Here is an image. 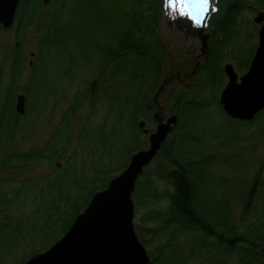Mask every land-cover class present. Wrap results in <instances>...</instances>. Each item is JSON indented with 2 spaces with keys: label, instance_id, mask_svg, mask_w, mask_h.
Here are the masks:
<instances>
[{
  "label": "rangeland",
  "instance_id": "obj_1",
  "mask_svg": "<svg viewBox=\"0 0 264 264\" xmlns=\"http://www.w3.org/2000/svg\"><path fill=\"white\" fill-rule=\"evenodd\" d=\"M93 1L103 13L115 17L133 4V0ZM219 1L218 4H220ZM77 3L78 0H49L46 5H43L40 0V7L37 9L43 24L58 21L56 24L63 26L75 9L79 8ZM35 7L37 4L34 0L30 3L28 1V7L24 12L21 10L18 12L10 28L0 27V65L2 67L0 105L6 100H11L14 104L15 95L24 92V88L28 86L25 113L17 116L15 127L7 128L0 124V153H2L0 156L15 151L39 150L42 152V148L47 146L50 157L35 158L31 161L34 164L33 167L25 170H13L11 167L0 170V191L8 190L9 193L12 185L17 182L29 185L33 189L29 193L31 190L23 188L16 197L13 196L12 191L10 193L12 203L8 206V212L23 219V224L19 227V231L22 230L23 233L13 234L15 241L18 242H12V244H8V240L12 239L11 235L7 237L4 233L0 234V264H21L25 256L28 257L32 252L46 247L40 239L43 233L41 226L46 209L50 207L53 197L57 196V189L59 186L63 188L60 185V179L63 178L66 184L64 178L68 177L69 173L75 172V166V169L79 171L82 167L86 173L89 172L102 151L99 142L94 141L93 147L91 144V147L88 145L87 132H85L100 123L106 101L101 92H96L98 83L95 80L100 63L99 51L97 47L92 46L94 44L82 37L77 43L71 42V46L69 43L67 50L65 47L60 49L55 46L47 49L40 46L38 41L40 42L43 30L40 29L37 21H34ZM260 10L264 11V7L256 0H246L240 11L234 13L226 37L220 32V38L224 40L220 50L217 49L218 53L215 57V61L219 62L212 67L215 77L207 81L204 89L201 90L200 86L196 89L198 98L204 102V106L200 108V112L195 113V129L203 132L201 131L200 145L198 144L199 146L194 150L204 154L212 151L216 163L210 166V170L223 177L224 185L219 183L213 185L214 191L211 197H219L223 190H228L227 198L234 220L241 207L238 191L241 190L240 193H243L249 185L250 176L258 167L264 153V123L261 118L255 119L248 125H236V122H233L235 123L233 127L235 125L237 127V134L230 136L224 131L229 127L230 122L218 103V93L226 77L224 74L223 77L219 75L222 74V66L226 62H231L239 74L246 70L258 42L259 24L253 21V17ZM171 14H173L172 11L167 14L168 16L166 15L165 20L171 18ZM76 24L79 25V22ZM111 30L116 32L118 26H113ZM207 30L210 34L208 43L217 35L219 36V32L214 34L212 27L209 26ZM88 36L92 37V32ZM93 36L98 43L102 41L98 34ZM157 36L158 44L163 45L161 49L164 52L162 78L170 72H175V66H181L182 71L186 72H190L194 67L198 69L201 67L200 42L197 38L185 37L183 32L167 26L159 27ZM17 51L24 59L15 65L13 57ZM31 52L37 53V56H32ZM70 57H73V63ZM30 61L31 64H29ZM238 61L247 62L246 67L238 68L235 64ZM14 66L16 68L12 69ZM16 72H21L19 77H16ZM32 75L35 81H39L40 86L31 81ZM181 83L188 84V79L184 78ZM175 86L176 83L172 80L160 95L161 114L164 118L172 112L169 93L175 90ZM180 86L177 85L176 88ZM82 92H86V97H81V102L77 104L76 109L71 110L72 101L80 98ZM65 116L70 117V126L64 119ZM154 125L155 123L153 127ZM56 133L58 136H55ZM60 136H63V139ZM139 139L143 142L146 136H139ZM172 140L173 136L166 139V147L169 148L168 144L171 145L169 142ZM190 145L192 144L187 145L189 149ZM161 155L156 156L146 167L148 175L139 176L140 183L137 186L136 199H134L136 202L134 223L140 239L149 240L146 243V249L150 259L160 255L158 251L165 238L158 239L155 238V233H149L148 230L153 223L143 222L141 217L149 208L163 207L167 201L161 193L164 189H172L168 180L153 175L154 172H159V169L162 171L171 166L170 160L165 158V153ZM26 195L28 196L25 197ZM57 223L56 220L54 228H57ZM51 229H47V233ZM47 233L43 234L47 235ZM191 239L189 234L177 235L173 245H179L186 253H189ZM163 251H166V248ZM193 254V259L189 258L186 264H234L237 260L235 254L229 256L210 254L212 256L209 258L201 257L199 250H195ZM163 257L161 255L156 263L162 264Z\"/></svg>",
  "mask_w": 264,
  "mask_h": 264
},
{
  "label": "trees",
  "instance_id": "obj_2",
  "mask_svg": "<svg viewBox=\"0 0 264 264\" xmlns=\"http://www.w3.org/2000/svg\"><path fill=\"white\" fill-rule=\"evenodd\" d=\"M28 1L30 3L32 0H22V9L28 7ZM220 1L222 9L213 16L211 24L216 31H223L224 34L225 28L231 24L233 12L240 10L246 0ZM256 1L264 7V0ZM77 4L79 8L75 9L65 25H57L58 21L43 24V44L47 49L58 46L67 50L69 43L71 46V42L77 43L82 37L94 44L93 47H97L100 63L96 75V92H101L106 101L104 100L100 123L85 132L88 145L93 147L94 141L99 142L102 151L89 172L86 173L82 167L79 171L75 166L74 173L64 176L66 184H60L63 188L59 186L57 196L53 197L45 212L41 226L43 233L46 234L47 229H52L47 235H40L44 245L52 241L56 234L65 231L75 215L84 208L92 193L105 187L112 174L123 168L130 154L141 148L136 118L141 113L151 121L150 110H146V107L150 95L160 81L163 52L156 36L160 0H133L132 6L116 17L103 13L93 0H78ZM78 22L79 25L76 24ZM113 26H118L116 32L111 30ZM90 32L92 37L88 36ZM93 34H98L102 41L98 43ZM219 45H211L213 54L217 52ZM19 54L17 51L15 60L18 64ZM69 59L73 63V57ZM208 65L209 59L206 58L203 69L196 78V86L202 87L207 80L214 79ZM34 78L32 75L31 81L40 86L39 81ZM25 90L28 91V86ZM170 95L180 114V122L176 126L171 148L168 150L162 146L160 152L166 154L171 166L154 175L168 180L172 189L162 191L161 196L167 201L163 207L149 208L141 217L143 222L153 223L149 233H155V238L158 239L165 238L158 251L160 255L154 257L151 264L159 261L161 255L164 256L162 264H186L189 258L193 259L195 250H199V255L203 258H209L212 256L210 254H235L237 260L234 264H264V153L258 167L250 176L249 185L243 193L238 191L241 207L234 220L227 198L228 191L223 190L219 197H211L214 191L212 186L224 181L221 175L210 170V166L216 163L212 151L204 154L187 147L190 143L200 145L202 134L192 130L195 110L200 102H196L194 94L193 97L188 95L185 87L171 92ZM80 97H86V93H82ZM80 102L81 98L73 102L71 110H75ZM256 118H261L264 123V110ZM16 119L17 114L11 101L6 100L0 105V124L14 128ZM64 119H67L70 126V117L65 116ZM249 123L251 122H244L247 125ZM227 131H230L227 132L230 136L237 134L236 127ZM47 150L48 147L45 146L42 152L15 151L6 157L0 156V170L13 167L11 162L15 161V168H32L34 164L31 161L35 158L50 157V151ZM142 174L148 173L144 171ZM18 188L16 187L15 195L21 192ZM29 189L28 186L27 190ZM8 196L7 191L0 192V234L4 233L6 236L18 232L23 224L21 217L8 212L7 207L11 201ZM56 220L58 226L54 228ZM19 232L23 233L22 230ZM187 234L192 238L189 253L179 245H173L177 235ZM148 242L149 240H144L145 244ZM165 248L166 251H163Z\"/></svg>",
  "mask_w": 264,
  "mask_h": 264
},
{
  "label": "water",
  "instance_id": "obj_3",
  "mask_svg": "<svg viewBox=\"0 0 264 264\" xmlns=\"http://www.w3.org/2000/svg\"><path fill=\"white\" fill-rule=\"evenodd\" d=\"M17 4L18 0H0V24L11 25ZM263 17L260 12L254 20L259 22ZM224 69L228 82L219 100L224 111L235 118L251 119L264 107V26L260 27L259 44L250 68L240 80L237 81L231 64H226ZM15 109L19 113L24 111L22 94L17 96ZM175 121L176 116L171 115L159 123L149 136V147L135 152L128 166L113 177L106 188L93 194L63 237L44 252L31 256L24 264H148L144 246L133 228L131 192L138 173L156 153ZM138 124L143 127L144 121Z\"/></svg>",
  "mask_w": 264,
  "mask_h": 264
},
{
  "label": "snow or ice",
  "instance_id": "obj_4",
  "mask_svg": "<svg viewBox=\"0 0 264 264\" xmlns=\"http://www.w3.org/2000/svg\"><path fill=\"white\" fill-rule=\"evenodd\" d=\"M205 2H206V0H205Z\"/></svg>",
  "mask_w": 264,
  "mask_h": 264
}]
</instances>
